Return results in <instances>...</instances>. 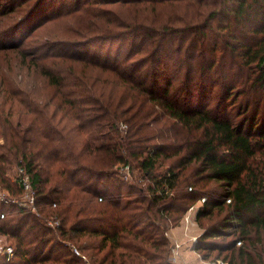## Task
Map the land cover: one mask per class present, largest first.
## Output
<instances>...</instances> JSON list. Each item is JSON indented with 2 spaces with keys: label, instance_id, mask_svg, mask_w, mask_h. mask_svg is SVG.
<instances>
[{
  "label": "trees",
  "instance_id": "obj_1",
  "mask_svg": "<svg viewBox=\"0 0 264 264\" xmlns=\"http://www.w3.org/2000/svg\"><path fill=\"white\" fill-rule=\"evenodd\" d=\"M54 4L0 10V184L19 195L24 167L38 209L0 203V264H173L165 231L203 196L201 256L264 264V0Z\"/></svg>",
  "mask_w": 264,
  "mask_h": 264
},
{
  "label": "built area",
  "instance_id": "obj_2",
  "mask_svg": "<svg viewBox=\"0 0 264 264\" xmlns=\"http://www.w3.org/2000/svg\"><path fill=\"white\" fill-rule=\"evenodd\" d=\"M121 129L126 130L127 124L121 123ZM130 159V158H129ZM127 157L125 161H121L120 165L118 166V171L122 173L124 179H130L133 174L135 167ZM14 179L18 181V184L22 188V194L12 195L7 190H5L0 184V203L3 204H17L18 206H23L24 208H28L31 211L37 212V205H36V190L31 178L30 173L24 167H17L16 168V175ZM206 196L201 197L197 202L192 204L189 209L184 214L181 222L184 223L186 229L192 224L195 223V218L193 217V213L197 214L199 207L206 201ZM1 217H5L4 213H1ZM47 224L55 228L56 226L60 225V221L58 219H47ZM165 234L169 237V230L165 231ZM192 241H197V236L193 235L191 237ZM182 247V243L178 240L171 241L170 253L169 258L173 264L177 263L178 257L180 255V249ZM71 248L73 251L87 260V256L74 244H71ZM15 247L11 244L2 245L0 247V253L5 255L7 260H10L14 255ZM207 264H228L223 259H218L215 261H208Z\"/></svg>",
  "mask_w": 264,
  "mask_h": 264
},
{
  "label": "rangeland",
  "instance_id": "obj_3",
  "mask_svg": "<svg viewBox=\"0 0 264 264\" xmlns=\"http://www.w3.org/2000/svg\"><path fill=\"white\" fill-rule=\"evenodd\" d=\"M22 0H17V1H11V0H1L0 1V10H2V8L3 7H5L6 5H11V4H14L16 7L18 6V4L21 2ZM31 1H33V0H31ZM50 2H53V0H49ZM63 2H64V0H54V3L56 4H54V6L56 7V10H59L60 8H62L63 9ZM8 26V24H6V23H4L3 21H0V37H2V34H3V30H4V28H6ZM48 28L49 27H44V28H41V27H39V28H37V29H35V33H37L38 32V34L37 35H35L36 37H41V38H47V37H49L50 36V32H52V31H48ZM31 29V27H25V30H23V31H17L14 35H11L9 38H7L6 40H8V41H12V42H21V39H22V35L26 32V31H28V30H30ZM33 30V29H32ZM34 33V34H35ZM34 34H33V36H34ZM33 36H31V38L33 37ZM31 38H28V40H26V41H22V43H21V45L22 46H26V47H30L31 45H32V43L31 42H29V40L31 39ZM14 58H15V55L14 54H12V53H10V52H5L4 54H0V61L2 62V61H4V60H14ZM42 60L44 61V62H46V63H48L49 62V59H48V57H43L42 58ZM0 100H1V92H0ZM121 123H123V122H120V124H119V131H120V133L121 134H124L125 132H126V130H122L121 129ZM106 137V138H105ZM105 137H103L101 134L99 135V132L98 133H96V136L94 137V138H92V141L95 143V144H98V143H100V142H102V141H109L110 139L107 137V135L105 136ZM118 139V137H115V139ZM110 142H114V139H112V140H110ZM122 153L125 155V159H127V157H128V155H127V152L126 151H122ZM131 162H132V164L134 165V167H135V170H134V174L132 175V176H130L131 178L130 179H124L125 177L124 176H122V173L121 172H119L117 169H118V166L120 165V163L121 162H119L118 164H116L115 165V169L117 170V172L119 173V175L121 176V178H123L124 180H126L127 182H130L131 184H135V185H142V186H147V184H148V182L145 180V177H144V175H143V172L139 169V167L136 165V163L132 160V159H129ZM125 161V160H124ZM164 165H165V162H164ZM10 174L12 175V176H15L16 175V168L15 169H13L11 172H10ZM23 192H21L19 195H21ZM19 195H17V196H19ZM181 222V221H180ZM180 224V223H179ZM178 224V225H179ZM199 224V223H198ZM174 227H176V226H174ZM201 227V226H200ZM6 244H11V245H13L14 246V244L12 243V240L11 239H8L7 238V236L6 235H0V247L2 246V245H6ZM15 247V246H14Z\"/></svg>",
  "mask_w": 264,
  "mask_h": 264
},
{
  "label": "crops",
  "instance_id": "obj_4",
  "mask_svg": "<svg viewBox=\"0 0 264 264\" xmlns=\"http://www.w3.org/2000/svg\"><path fill=\"white\" fill-rule=\"evenodd\" d=\"M193 217L195 218V223L190 225L188 229L185 228L183 222H180L176 227H171L169 229V239L171 241L178 240L182 243L180 255L176 264H207L208 262L196 250V241L191 240L193 235L198 238L203 231V228L200 227L196 220V213H193Z\"/></svg>",
  "mask_w": 264,
  "mask_h": 264
}]
</instances>
